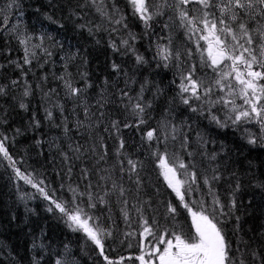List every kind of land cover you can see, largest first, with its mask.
Returning a JSON list of instances; mask_svg holds the SVG:
<instances>
[{
    "label": "trees",
    "instance_id": "16d2710c",
    "mask_svg": "<svg viewBox=\"0 0 264 264\" xmlns=\"http://www.w3.org/2000/svg\"><path fill=\"white\" fill-rule=\"evenodd\" d=\"M83 2L16 0L13 26L25 35L47 34L54 38V41L46 39L44 42L52 56L47 57L41 49H36L39 62L34 60L23 70L9 63L12 60L23 62V46L15 34L9 32L10 23L7 28L0 24L3 28L0 31V65H3L0 68V85L8 88L7 94L0 96V134L9 137V152L17 162L15 166L25 174H31L34 181L43 180L41 186L46 190L55 189L59 200H69L74 195L70 188L82 192L89 183L94 186L91 191L95 195L101 192L95 185L104 175L102 170L111 171L116 164V149L122 138L126 153L144 161L139 202L150 200L151 209L145 214L154 213L163 224L161 218L166 213V205L169 201L178 205L179 200L159 175L158 162L151 155L155 145L149 147V142L143 137L147 130L159 128L161 122H171L183 129L188 137V151L194 155L189 157L184 153L179 140L168 141L169 153L179 152L185 162L194 161L198 176L201 173L211 176L212 169H215L220 179L214 188L221 202L228 205L233 197L236 200L234 215L220 218L233 249H246L245 254L256 251L264 256V147L249 144L245 130L255 132V126L229 125L221 128L211 120L207 111L194 113L181 102L177 68L157 67L158 60L154 58L156 44L167 42L165 37L170 30L163 28V23L168 22L166 19L161 23L153 22L152 27L146 30L144 24L132 15L127 0H114L116 7L127 16L125 22L128 27L111 31L112 25L102 22L93 8L78 7ZM81 24L84 27H80ZM96 25L101 27L97 29ZM129 33L136 37L135 41H130L136 52L143 55L148 63L138 65L131 51L122 46L120 51H114L111 47L112 42L120 45L122 39H129ZM172 36L174 47L178 44L182 48L193 49L191 62L199 65L200 53L194 44L186 41L183 31H172ZM73 53L78 55L69 62L68 56ZM113 63L119 65V71L113 69ZM65 64L76 86L83 89L86 83L91 85L84 96L90 117L85 116L82 103L65 96L63 82L58 79L65 74ZM203 73L212 75L207 67L203 68ZM82 74L86 75L82 78ZM12 80L19 83L12 86ZM25 80L31 85L28 97L23 96ZM141 85H144L142 93ZM121 90L132 97L141 94L144 101L151 103L144 114L146 124L139 128L123 127L125 122L135 124L136 120L124 107L128 99L121 97ZM102 97L109 101L103 106L98 103ZM21 102L27 104V110L20 107ZM57 103L63 105L62 112L54 107ZM46 110L53 112L52 121L46 119ZM216 115L223 118L222 112H216ZM117 120L121 122L119 133L111 128L112 122ZM35 121L40 122L39 127L35 126ZM81 123L82 126H78ZM90 123L92 127H88ZM65 126L69 129L67 133ZM101 144L107 149L105 160H99ZM77 145L80 151L73 154L70 147ZM63 153H68L71 160L66 161ZM213 155L215 159H211ZM119 175L112 172L113 179ZM122 182L125 187H133L126 176ZM237 184L239 190H236ZM199 193L205 199H211L202 183ZM128 200L130 221L127 223L117 197H113L108 206L98 203L95 209L87 208L86 199L81 205L94 217H99L102 226L112 230V237L105 240V254L112 259L140 254L137 242L142 221L132 208V205L139 207L134 188ZM49 207L54 208L37 189L20 180L10 161L0 154V264H33L35 260H39V264H55L57 259L67 260L69 264H106L98 248L82 232L72 231L66 218H62L57 210L49 212ZM179 211L176 221L184 231H189L191 218L183 208ZM127 232L135 235L125 239ZM33 244L37 247L34 248ZM247 258L252 264L251 256ZM125 264H138V261L126 260Z\"/></svg>",
    "mask_w": 264,
    "mask_h": 264
},
{
    "label": "snow or ice",
    "instance_id": "6c2138e0",
    "mask_svg": "<svg viewBox=\"0 0 264 264\" xmlns=\"http://www.w3.org/2000/svg\"><path fill=\"white\" fill-rule=\"evenodd\" d=\"M15 3L16 0H12L6 8H12ZM127 3L132 15L144 24L146 30L152 27L153 22L161 23L164 19L168 21L163 23V28L170 30L165 37L167 42L156 44L154 58L158 60L157 67L177 68L178 95L181 102L194 113L207 111L211 120L221 128L229 125H254L257 130L255 132L245 129L248 132L247 142L264 147V0H127ZM16 7L19 5L16 4ZM78 7L93 8L102 22L106 21L112 25L111 31L128 27L125 22L127 16L116 7L114 0H84ZM5 11V8H0V14H4ZM46 18L52 20L51 16ZM0 24L7 28L6 16L0 19ZM79 26L84 27L83 24ZM95 27L99 29L101 25ZM2 30L3 28H0V31ZM88 30L92 31L91 28ZM175 30H182L186 41L195 45L196 51L200 53L199 65L191 62L192 48H182L178 44L173 46L172 31ZM9 32L15 34L24 51L22 63L17 60L9 62L16 68L23 70L25 65H32L34 60L39 62L35 49H41L47 57L52 56L50 48L44 47L46 39L54 41L51 35L42 34L36 37L31 34L25 35L16 27L9 29ZM128 35L129 39H122L120 45L112 42L113 50L120 51L122 46L132 52L138 65L148 63L143 55L136 52L134 44L130 42L135 41V35L132 33ZM33 39L38 40L39 43L33 44ZM201 41L204 42L203 45ZM76 55L78 53L69 55L68 61L73 60ZM2 67L3 65H0V68ZM112 67L116 71L120 70L119 65L115 63ZM204 67L211 70V76L203 73ZM84 75L86 74H82V78ZM58 79L63 82L65 96L82 103L85 116L90 117L84 96L91 85L86 83L83 89L76 86L72 74L67 71V64H65V74ZM18 83L17 80L11 81L12 86ZM173 83L176 81L174 80ZM143 90L144 85H141V93ZM7 91V86L0 85V96L6 95ZM29 95H31V85L25 80L23 96ZM121 97H127L128 103L124 107L136 120L135 124L125 122L123 127L139 128L146 124L144 114L146 109L151 107V103L144 101L141 94L132 97L124 90H121ZM108 102L103 97L98 101L101 106ZM20 107L27 110L28 106L21 102ZM54 107L63 111L61 104L57 103ZM216 112H222L223 118L216 115ZM46 119L53 120L51 110H46ZM39 123L35 121V126L39 127ZM78 126H82V123ZM92 126L91 123L88 125V127ZM111 128L119 133L121 122L113 121ZM64 131L67 133L69 129L65 126ZM143 139L149 142V147L155 145L151 155L158 162L159 175L179 200L178 205L168 202L166 213L161 218L164 220L163 224L154 213L145 214L151 209L150 200L139 202V193L143 189L144 161L126 153L125 141L122 138L119 139V146L116 149V164L111 171L103 169L104 175L100 176V182L95 185L101 192L94 195L91 191L94 186L89 183L82 192L70 188L74 195L69 200L57 199L55 189L46 190L41 186L43 180L36 182L31 174H25L16 167L17 162L9 152V137L2 134H0V154L10 161L15 175L20 180L37 189L43 198L54 206L48 208L49 212L57 210L62 218H66L72 231L82 232L98 248L106 264H125L126 260L138 261L139 264H249L247 258L249 255L252 264H264V256L260 253L252 251L245 254L246 249L243 251L240 248L233 249L226 238L224 223L220 218L227 219L234 215L236 200L233 197L228 205L221 202L214 188V184L220 179L217 171L212 169L211 176L204 173L198 176L194 161L185 162L179 152L169 153L168 141L179 140L180 149L189 157L194 155L193 152L188 151V137L183 133V129L171 122H161L159 128L147 130ZM161 145H163L162 151ZM100 148L102 154L99 160H105L106 146L101 144ZM70 151L73 154L78 153L80 146L70 147ZM63 156L66 161L71 160L68 153H63ZM76 158L79 159V156ZM211 159H215V156L213 155ZM68 171L71 172V167ZM83 171L87 178V169ZM112 172L120 174L117 179H113ZM125 176L133 187L124 186L122 181ZM201 183L206 186L210 200L199 193ZM133 188L137 194L139 207L132 205V208L142 221L139 225L140 239L137 242L140 254L112 259L105 254V240L112 237V230L102 226L99 217H94L81 205L86 199L87 208L95 209L98 203L108 206L112 198L117 197L122 204L120 211L127 223L130 221L128 196ZM236 190H239L238 184ZM180 208L186 210L191 218L189 231H184L176 221L180 215ZM235 219L239 220V217ZM134 235L133 232H127L125 239ZM39 246L43 247V245ZM127 246L131 247V244ZM33 247L37 245L33 244ZM33 264H39V260H35ZM55 264H69V262L57 259Z\"/></svg>",
    "mask_w": 264,
    "mask_h": 264
},
{
    "label": "rangeland",
    "instance_id": "374dc122",
    "mask_svg": "<svg viewBox=\"0 0 264 264\" xmlns=\"http://www.w3.org/2000/svg\"><path fill=\"white\" fill-rule=\"evenodd\" d=\"M9 3H12V0H0V8H5L6 11L4 14H0L1 18L0 19H3L5 18V16L7 17V20H8V23H10V27L11 28H14L15 26H13L14 22H15V5L13 4V7L10 8V9H7L6 6L9 4ZM33 44L34 43V40L32 41ZM35 51L37 52V50L35 49ZM139 264V262H138Z\"/></svg>",
    "mask_w": 264,
    "mask_h": 264
}]
</instances>
